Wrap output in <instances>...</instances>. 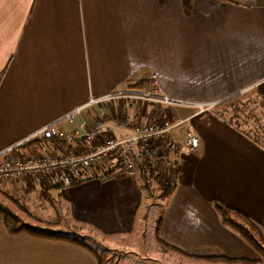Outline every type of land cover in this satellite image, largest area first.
Segmentation results:
<instances>
[{"label": "crops", "instance_id": "crops-1", "mask_svg": "<svg viewBox=\"0 0 264 264\" xmlns=\"http://www.w3.org/2000/svg\"><path fill=\"white\" fill-rule=\"evenodd\" d=\"M192 2L186 13L181 0H0V153L17 145L16 156L81 154L88 143L63 136L111 115L143 122L148 103L92 100L143 88L151 74L169 96L207 102L252 94L264 107V0ZM219 105L198 115L169 108L182 120L171 130L175 165L164 174L176 188L154 214L142 185L117 169L62 188L0 185L8 200L10 192L27 205L37 198L35 221L78 240L12 232L0 218V264H99L97 254L104 264L260 258L215 205L240 210L264 239V128L241 112L225 117ZM50 124L57 137L23 142ZM189 129L200 138L194 152L185 147Z\"/></svg>", "mask_w": 264, "mask_h": 264}, {"label": "built area", "instance_id": "built-area-1", "mask_svg": "<svg viewBox=\"0 0 264 264\" xmlns=\"http://www.w3.org/2000/svg\"><path fill=\"white\" fill-rule=\"evenodd\" d=\"M113 99H132L148 103L151 113L143 122H132L119 115H111L107 121L99 118L83 134L74 131L63 138L61 136L62 139L66 137L67 141L81 139L87 142V150L81 154L69 152L57 156L39 152L30 156H16L12 150L17 145L5 150L0 153V184L27 180L32 186L35 177H40V182L46 185L59 184L64 177L82 179L93 170L105 172L108 169H117L136 180L140 175L141 164H147L163 175L175 165V155L179 148V143L171 136V130L182 123V120L168 111L169 108L189 106L198 115L222 102H194L164 94L156 74L147 78L143 88L126 89L92 102L108 103ZM78 112L79 109L74 110L67 118L73 119ZM57 134L55 125L50 124L36 130L23 142L51 139L57 137ZM199 146V136L194 131L187 130L186 150L194 152Z\"/></svg>", "mask_w": 264, "mask_h": 264}, {"label": "trees", "instance_id": "trees-1", "mask_svg": "<svg viewBox=\"0 0 264 264\" xmlns=\"http://www.w3.org/2000/svg\"><path fill=\"white\" fill-rule=\"evenodd\" d=\"M159 5H164L168 0H155ZM183 3L184 8L186 9V13H189L192 10V1L193 0H181ZM102 175V174H101ZM106 175V174H105ZM89 175H87L85 178L82 179H72L68 177L62 178L60 180L59 184L51 183L49 185H46L42 182H40V177H35L34 180H32V186L29 184V182H26L27 180H23V182H19L22 185L31 187L30 190H36L38 188L42 189H49L53 186H60L66 187L69 185H75L83 180H85ZM140 184L142 185V188L148 192H152V186H149L150 181L157 182L159 185V188L161 190L160 194L158 195L161 199H168L173 194L174 189L176 188V185L170 182V180L163 174L157 173L153 168H151L147 164H141L140 165ZM4 183H13V182H2ZM18 183V182H17ZM0 184V185H1ZM55 184V185H54ZM27 188V187H26ZM153 193V192H152ZM161 209V207H160ZM215 209L217 210L218 214L222 218V221L225 224H228L231 226L234 230H236L244 240H246L250 245L254 246L257 251L260 252L261 256L258 259L251 260V259H245V258H238V259H224L228 263H237L242 262L246 264H258L263 261V251L260 247V244L264 242V239L261 237V234L258 232L255 224L249 220L247 216H245L240 210L233 208L231 206H228L222 201H217L215 205ZM163 209L160 210L157 224L158 228L161 223L162 215H163ZM7 219H4L6 218ZM0 218L5 220L12 232H19V231H27L31 233L32 235L38 236V237H46L51 239H69L74 242H78L77 238L75 236H67L62 234L58 230H54L52 228L48 227H37L30 225L28 223L22 222L21 219H19L16 214L11 212L8 207L4 204H1L0 202ZM254 231V234L258 235V241L254 239V234L252 233ZM92 250V249H91ZM93 252L95 250H92ZM99 264H104V256L101 254L98 255Z\"/></svg>", "mask_w": 264, "mask_h": 264}, {"label": "rangeland", "instance_id": "rangeland-1", "mask_svg": "<svg viewBox=\"0 0 264 264\" xmlns=\"http://www.w3.org/2000/svg\"><path fill=\"white\" fill-rule=\"evenodd\" d=\"M259 102H260V98L257 95L251 94L250 96L245 97V95L243 94L241 95L235 94V95L228 96L224 100H222L220 105H223L225 103L223 105L225 107L223 108V110H221L222 108H220V110L222 111V114L225 117H230L231 114H235L239 112H241V114L244 116L247 115L249 117H254L257 120L259 127L262 129V127L264 128V107L262 104L260 105ZM250 133L253 134L252 131ZM258 139H260L264 143V138H258ZM135 181L140 182V179L138 178ZM148 185L152 186L153 193L157 192L158 195L160 194L161 190L157 182L150 181ZM26 187L30 191L31 187L29 186H26ZM10 194L12 195V198L9 200L7 196L0 197L1 204L6 205L11 212L14 211L16 216L19 219L23 220L24 222H27L28 224L37 226V227H46L45 224H41L38 221H35V219L40 218L39 217L40 208H39V205H37L38 204L37 198L34 199L30 197L31 203L27 205L26 203L22 201V199L16 197L15 196L16 194H13V192H10ZM146 194H148L149 196H147L148 200H145L144 204L150 203L149 208L152 209L150 213L154 214L155 213L154 209L159 208L160 204H162L160 202L161 198H159V201H154L153 195L150 192L144 191V196ZM151 204H152V207H151ZM254 236L256 237V242H257L258 238L255 234ZM261 248L263 251V257H262L263 262L258 263V264H264V245L261 246Z\"/></svg>", "mask_w": 264, "mask_h": 264}]
</instances>
